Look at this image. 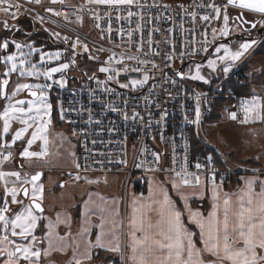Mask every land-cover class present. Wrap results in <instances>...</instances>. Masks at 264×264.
Wrapping results in <instances>:
<instances>
[{
	"label": "built area",
	"instance_id": "obj_1",
	"mask_svg": "<svg viewBox=\"0 0 264 264\" xmlns=\"http://www.w3.org/2000/svg\"><path fill=\"white\" fill-rule=\"evenodd\" d=\"M8 3L19 5L8 13L3 11L6 5H0L8 22L30 24L44 40L60 46L69 60L73 59L69 68L53 73L48 80L59 122L75 141L73 165L62 169L67 178H84L95 172L121 173L124 199L128 189L144 193L151 173L165 174L177 183L184 179L191 182L181 183L183 186H196L199 177L200 186L260 172L214 143L203 133L202 123L218 99H229L222 106L228 103L233 108L253 99L252 94L240 96L224 85L230 75L239 79L244 57L264 42V23L253 37L255 44L228 67L227 73L197 82L177 75L175 69L180 67L183 73L186 63L207 56L214 42L222 38L219 33L225 27V6L228 28L237 10L227 0H134L132 5L119 6L92 0ZM211 4L221 8L218 18ZM244 12L258 22L264 16ZM205 15L210 20H202ZM100 66L111 71L100 72ZM109 75L113 77L110 81ZM145 76L148 78L142 85L120 87ZM60 80L63 85L56 83ZM11 157L7 148L0 151V170ZM198 162L200 169L195 167ZM176 172L181 175L176 177ZM63 182L60 180L59 185ZM5 201L0 199V207ZM111 263L126 264L123 247Z\"/></svg>",
	"mask_w": 264,
	"mask_h": 264
},
{
	"label": "snow or ice",
	"instance_id": "obj_2",
	"mask_svg": "<svg viewBox=\"0 0 264 264\" xmlns=\"http://www.w3.org/2000/svg\"><path fill=\"white\" fill-rule=\"evenodd\" d=\"M36 3H40L41 0H35ZM56 0H53L55 3ZM97 4H107V5H132L134 0H92ZM228 5H232L234 7H238L242 10H248L252 12H257L260 14H264V0H227ZM0 5H6L3 7V11L5 13L9 12V9L12 7L19 8V5H12L8 3V0H0ZM182 7V6H181ZM212 8L213 12L216 14L218 18L221 13V8L216 4L209 5ZM47 11L51 12L52 9L48 8ZM59 15V13H56ZM15 15V14H13ZM129 16L132 15L131 12L128 13ZM210 16L205 15L202 16L201 19L204 21L210 20ZM237 19L241 20L243 23H248V21L244 20L243 13H241ZM225 27L220 29V35L222 37H228L230 32L228 30L227 24L229 21V15L227 13V5L225 6L224 16H223ZM264 23V21H261ZM4 27L7 28L8 25L5 22ZM252 27L255 28L256 25L253 23ZM215 33V29L213 30ZM16 49H21L22 45L20 43L15 42ZM255 44V41H245L239 44L238 50L233 51L227 44L220 43L219 47H216V53H220L223 50V55H218L217 59L219 61H231L235 62L241 59L244 54ZM9 47V42L7 39L4 40L3 43H0V49H7ZM30 51L28 53H20L19 64L21 66L19 75L23 76H39L43 75L48 79H52L53 73H59L64 69H67L69 65L67 63H62L58 67H49L46 68L43 73L40 72V68L36 63H32L30 68H24L26 61L24 56L31 55V53L36 52L39 53L40 61L43 62L45 59H55L58 60L60 58V52H44L41 48H37L32 44L28 45ZM75 47V45H73ZM207 51V49H205ZM111 60V57L109 58ZM129 59H133V57H129ZM3 61L5 65L11 64V68L6 69L3 73V76L7 77L10 73L15 72L17 70V55L15 53L3 57ZM208 66L215 69L216 60H209ZM200 66L197 65V73L192 79H200L203 80L199 74ZM224 72L227 73L229 71L228 67H225ZM100 72H109L110 69L107 67H101L99 69ZM127 71V69H125ZM133 71H139V69H133ZM177 75L182 76L183 73L177 72ZM147 76L144 77L143 80H131L127 84H120V87L127 88L129 86L136 87L138 85H142L146 82ZM110 81L113 79L111 75L107 77ZM63 85L64 81H56ZM119 83V81H117ZM9 79H0V97L8 100L4 106V110L0 113V118L4 121L3 131L7 133L10 127V121L13 119L19 120L23 127L16 131L15 135L12 137L13 141L20 140L21 137L32 127L33 123H36V130L32 132L31 139H28V145H32L35 140L42 139L45 141V145L47 143V138L45 135H42L46 131L47 125L51 123L50 118L44 120L41 117V113L43 116L50 117L52 105L45 103V94L42 89L50 88L51 85L45 84H30V83H17L15 87L11 91V95H7L5 89L10 87ZM33 89H41L39 93ZM28 90L32 97H36V100H15L13 98L17 95V93ZM27 103L28 108L25 109L21 107ZM260 108V102L258 98L253 97L251 101L244 100L242 101V109L244 112V120L242 123H247L249 121L250 113H257L255 119H260V115L258 109ZM35 109L36 115H31L33 110ZM21 115L27 116L26 119H21ZM231 119L235 120L237 118V114L235 112L230 114ZM200 117V109L199 106L196 108V118L199 121ZM46 154V151L42 150L41 152H30L27 148H25L21 152V156L23 157H39ZM156 160L159 161V156L157 155ZM7 159V157L5 158ZM209 160L211 158H208ZM197 169H200L202 165L198 162L195 164ZM161 171H166L165 169H161ZM15 176L19 179L20 173L11 172V173H3L0 172V178L4 176ZM181 175L180 172H176L175 176L179 177ZM185 176H188L189 173L185 172ZM41 173L37 172L35 175L31 177V183L33 186L32 200L33 206L36 209H41V204L36 203V200L41 198L43 192V186L39 187L36 184V181L40 179ZM79 179V177H77ZM256 179H248L246 181L247 185V203L248 207H244L241 202L238 211L233 213L234 219L230 221L229 217V200L224 199V213L223 220L217 219L216 209L218 205L213 203L212 211L208 213L207 220L200 212H191L190 220L195 223L197 227L200 229V241L203 243V249H198L196 247V241L194 239L196 233L189 230L188 227H185L184 224L181 223L182 212L175 206V203L171 199L169 192L166 191L163 187H160L153 194V204L159 205V215L161 220L158 222L159 231L157 235L160 239H156L154 236H149L145 234L143 238L137 239L135 236V232L132 233V237L134 240L133 246V256L132 260L134 264H225V262H230V264H264V180L259 181L261 190L259 193L252 192V184L256 182ZM25 183H29V181L25 180ZM92 183V181H89ZM183 185H189L191 182L188 179H184L181 182ZM181 183H177L173 181V190L176 193H181ZM200 184L199 177L195 179V185L198 186ZM19 190L16 188L5 189V194L11 193L12 203L18 204L22 203L17 200V192ZM25 196L28 195V190L23 189ZM191 195L195 196L196 193L193 192ZM162 196L163 199L160 200L158 197ZM182 200L187 202L189 199L188 195H181ZM42 210V209H41ZM9 208L7 205V201L4 202V206L0 207V222H3L4 228L7 229L9 226V218L4 215V213L8 212ZM135 211V210H134ZM37 217L32 213V207H26L22 211L16 213L15 218L11 219V229L12 236H21L26 237L30 234L31 230L36 227ZM133 226L136 224V219L133 218L132 221ZM149 228L152 227L151 224L148 225ZM19 228L20 231L17 232L16 229ZM231 229V231H230ZM141 231H145L144 228L140 229ZM36 237L32 236V240H35ZM242 242V246L241 245ZM13 243V241L9 240L7 235L0 236V245H4L0 247V257H3L5 253L7 254V259L4 261V264H18V259L20 256L23 257L24 260H29L31 257H38L40 255L39 250H32L31 245H22L16 244L15 249H9L6 245ZM140 247L137 248L136 246ZM95 247H99L101 249L119 252L120 247L118 244H114L112 241H105L102 235H98L96 237ZM91 247V246H90ZM166 251L167 255H164ZM186 253L187 258L185 259L182 254ZM203 253H208L215 259L205 261L201 259ZM85 258H90L89 252L86 250ZM76 264H80V261L77 260Z\"/></svg>",
	"mask_w": 264,
	"mask_h": 264
},
{
	"label": "rangeland",
	"instance_id": "obj_3",
	"mask_svg": "<svg viewBox=\"0 0 264 264\" xmlns=\"http://www.w3.org/2000/svg\"><path fill=\"white\" fill-rule=\"evenodd\" d=\"M71 1V0H66ZM4 12L0 11V17H3ZM264 20V16L260 17L258 25H261V21ZM2 29V27H1ZM230 31L232 35L236 34L238 31V23H233ZM35 32V31H34ZM7 39L9 42V47L7 49H0V72H5L6 69L11 68V64L5 65L3 57L15 53L17 55V70L10 73L8 77L14 81V86L17 83H30V84H48V78L44 77L42 74L39 76H23L19 75L20 71V53H28L30 51L28 45L32 44L37 48H41L44 52H60V58L58 60L45 59L41 62L39 58V53L33 52L31 55L24 56L26 61L24 68H30L32 63H36L40 68V72L49 67H58L62 63H67L70 67L69 57L64 53L63 49L58 45H52L47 40H38L34 37L27 38H13L10 35L0 36V43H3ZM20 43L22 45L21 49H16L15 44L12 41ZM245 41H254L253 38H243V37H233L228 41L217 42L209 51L205 59L190 61L186 63L183 68V76L188 79H192L197 73V65L200 66L199 74L204 77L203 80L193 79L197 82H207L208 79L217 77L220 74L225 73L224 68L231 66L234 62L231 61H219L217 59L218 55H223V50L220 53H216V47H219L220 43L227 44L233 51L238 50L239 44ZM209 60H216L215 69L208 66ZM68 67V68H69ZM106 67V66H100ZM108 68V67H107ZM66 70V69H64ZM241 72H246V74H252V79L250 80V94L253 97L258 98L260 102V108L258 109L260 119H255L257 113H250V119L247 123H242L244 120V112L242 109V102H239L236 108L226 104L220 108V116L215 120H204L202 123V131L206 134L214 143L222 147L227 153L233 157L240 158V156L246 160L252 158L251 155H255L257 158L260 157L261 163H245L263 168L264 162V42L257 47L255 50L251 51L242 60V65L240 67ZM72 71V70H71ZM111 71V70H110ZM109 71V72H110ZM70 75H78L77 72H68ZM12 88V89H13ZM39 93L41 89H33ZM45 94V103L51 104L52 109L50 117H41L44 120L50 118L51 123L47 125L46 131L42 133L47 138V143L42 139H37L32 145H28V139H31V134L36 130V123L32 124V127L21 137L20 140L13 141L12 137L15 135L16 131L19 130L22 125L19 120L13 119L10 121V127L8 131V139H6V148L13 153L14 159H19L21 164L27 168L36 167V169H41L43 172L42 179L37 182V186H43V192L41 201L44 210L40 213H36L32 210L34 216L37 217L36 228L42 224L39 230L44 231L42 233L43 240L46 241V245H50L49 242L55 241V226L58 223L69 221V214L73 207V203L78 201L85 196L86 209L82 214L81 225L75 222L73 227H75L76 232L79 236H76V242L79 243L78 253L81 252L84 256L85 251L88 250L89 246H94L96 243H92L90 236L87 233H91L96 229V235H102L105 241L113 240V234L119 232L121 235V207H122V174L118 172H102L99 175H90L95 180H89L87 183L92 181V184H87L86 180L69 179L64 174V168H68L73 163V154L75 141L72 134L57 120L56 116H53L54 102L51 99V94L49 93V88L42 89ZM36 97H32L28 90L21 91L13 98L12 102L15 100H36ZM247 100V99H245ZM5 105L9 103L8 100H4ZM25 109L28 108L27 103L21 105ZM235 112L237 118L235 120L231 119L230 114ZM31 115H36L35 109ZM27 116L21 115V119H26ZM27 148L30 152H41L46 151V154L39 157H23L21 152ZM231 151L233 153H231ZM236 154V155H235ZM254 158V157H253ZM241 159V158H240ZM13 160V159H12ZM260 166V167H259ZM96 174V173H95ZM60 180H64L63 186H58ZM105 182V184H104ZM149 184V180H148ZM147 184V187H148ZM23 186H28V195L23 197L20 192ZM130 190V189H129ZM128 190V191H129ZM33 186L32 183L23 184L19 190V195H17V200L22 203L14 204L12 203V197L10 198L9 205H11V210L4 213L8 218L16 215V213L22 211L26 207H31L29 205V199L32 198ZM88 193V194H87ZM94 193V194H93ZM100 202L104 201V204H98L96 199ZM7 201V200H6ZM8 202V201H7ZM10 202L12 204H10ZM88 207V208H87ZM61 209V210H60ZM101 209V210H100ZM58 210V211H56ZM56 211V212H55ZM98 215L97 222L94 218ZM54 216V218H53ZM185 218V223L187 226H191ZM77 223L79 224L77 227ZM20 231V229H19ZM75 237V236H74ZM115 240V238H114ZM115 244L116 241L114 242ZM47 247V246H46ZM49 250V248L47 247ZM47 249H44L46 252ZM50 251V250H49ZM81 256V257H82ZM68 263V262H67Z\"/></svg>",
	"mask_w": 264,
	"mask_h": 264
},
{
	"label": "crops",
	"instance_id": "obj_4",
	"mask_svg": "<svg viewBox=\"0 0 264 264\" xmlns=\"http://www.w3.org/2000/svg\"><path fill=\"white\" fill-rule=\"evenodd\" d=\"M5 78L10 80L11 86L5 89L7 95L10 96L12 88L14 86V81L11 80V78L8 76L7 77L3 76V72H0V79H5ZM4 100L5 99L3 97H0V113H2L4 110V106H5ZM3 127H4V121L2 118H0V151L6 148L5 146L6 139H8V132L5 133L3 131ZM74 150H75V147H74ZM231 153L233 152L231 151ZM251 157H254L259 163H261V160H263V158L262 159L260 157L257 158L255 155H251ZM240 158L243 159L241 156ZM72 165H70L69 167H71ZM5 166L6 168L1 169L0 172L20 173L19 179H17V177L15 176H8V175L4 176L3 178H0V199L7 200L9 202L11 198V193L9 192L5 194V189L16 188L20 190L21 186L23 184H26L25 180L28 181L27 175L30 172H32V170H34L36 167L27 168L26 166L22 165L19 159H14L13 153H12V157L8 161L5 162ZM95 173L88 174L84 178H79V179L69 178V179H75V180H80V181L86 180V183H87L88 181L87 179L90 175H99L102 172H95ZM255 178H258V179H256V182H254L251 186L252 192L259 193L261 190L259 181L264 180V162H263L262 170L260 168V172L258 173H247L236 179L231 178L226 183L201 184L200 186L181 185L182 192L178 194L173 190V187H172L173 180L171 179V177L165 174H155V173L148 174L147 184H148V180H149V184H148V187H146V191L144 193L139 194L135 192L133 189H130V190L128 189L129 191L125 195L124 199L122 197V207H121L122 215L120 219V224L122 227L121 235L119 234V232L118 234L115 233L113 234L115 240L113 238V240H109V241H112L113 243L116 241V243L120 247V250L123 247L125 251L126 264H134V261L132 260L133 246H134V240L132 237L133 232H135V236L137 239L143 238L145 234L149 236H154L156 239H160V237L157 235L159 231L158 222L161 220V217L159 215V205H154L152 200H153L154 192L157 191L160 187H163L166 191L169 192V195L171 199L173 200V202L175 203V206L182 212L181 223L184 224L185 227H188L190 231L196 233L194 237L196 241V247L202 250L204 245L200 241V236H199L200 229L197 227L195 223L191 222L190 213L200 212L204 216V218L207 220L208 213L213 210L212 209L213 203H216L218 205L216 209L217 219L222 221L223 213H224L223 201L224 199H228L229 200V206H228L229 207V217H230V221L233 220L234 217L232 214L238 211L241 202L243 203L244 207L249 206L247 203L248 197L247 195H245V193L247 192L246 181L248 179H255ZM89 180L94 181L95 178L90 176ZM80 183H83V181H81ZM87 184H92V183H87ZM193 192L196 193L195 196L191 195ZM18 193L19 191L17 192V195ZM181 195H188L189 199L187 200V202H185L184 200L180 198ZM85 196L86 194L83 195V197L79 200V202L75 201L73 203L74 205L69 214V217H70L69 221H67L66 223H64L65 221L58 223L55 226L56 242L55 241L49 242L52 246L59 247L61 251L67 252V254L69 255L74 254V256H76V253H78V248H80L79 243L76 242L77 241L76 236H79V234L76 232L75 227H73L72 225H74L75 222L79 223V221L82 219V214L86 209L85 207L86 204L84 203ZM158 199L162 200L163 197L160 196L158 197ZM194 200L195 201L198 200L201 203H193ZM96 201L99 205L104 204L103 203L104 201L102 200V202H100L98 198L96 199ZM202 202L204 203V205L202 204ZM75 209L77 211L76 213H74ZM94 218H96L95 220L97 221L98 215H96ZM133 218L136 219L135 226H133L132 224ZM185 218H188L186 220H189L187 222L191 224L190 227L186 225ZM97 222H100V221H97ZM78 223H77V227L79 224L81 225L82 221L79 224ZM149 224L152 225L151 228L148 227ZM39 227H42V224ZM141 228H144L145 231H141L140 230ZM42 231H44V228H42ZM87 235L90 236L92 243H96V237H97L96 229L95 231L91 233L88 232ZM240 246H242V242ZM91 247L89 246L87 251H89ZM136 247L139 248L140 246L137 245ZM119 252H112V253L115 256H118ZM164 255H167L166 251L164 252ZM182 255L185 259L187 258L186 253ZM83 257H85V255ZM201 259L208 261V260H212L215 258L212 257L208 253H203V255L201 256ZM225 264H230V262L226 261Z\"/></svg>",
	"mask_w": 264,
	"mask_h": 264
},
{
	"label": "flooded vegetation",
	"instance_id": "obj_5",
	"mask_svg": "<svg viewBox=\"0 0 264 264\" xmlns=\"http://www.w3.org/2000/svg\"><path fill=\"white\" fill-rule=\"evenodd\" d=\"M244 19L249 20V21H255L256 27L255 28L250 27L248 23L240 24L236 20L232 21L231 26L233 23H238V31L236 33H239L241 36L243 35L244 36H256L257 35L256 29L261 28L262 24L258 25V21L255 19V17L246 12L244 13ZM18 24H20L21 27H17V28L10 27L9 29H6V28L5 29L6 30L12 29L13 31H20V32H25V33L26 32L39 33L38 31L34 32L35 28H32V29L27 28L26 24H21V23H18ZM230 28H229V32H230L229 36H231L230 39H232L233 37H237V36L232 35ZM243 38H246V37H243ZM62 185H59L58 183V186H62ZM7 204H8V208L11 210V207H10L11 205H9V202H7ZM14 218H15L14 216L9 217V226L7 229L4 228L3 222H0V236L7 235L9 237V240L13 241V243L6 245V247L14 250L16 244L31 245L33 251L39 250L40 252V255L38 257H31L29 260H24L23 257L20 256L18 259V264H76L77 260L80 261V264H113L111 263L112 259H116L114 258L115 255L111 251H107V250H104V249H101L95 246L91 247L90 250L88 251L90 254V258L86 259L85 257L82 256L81 252L76 253V256H74V254L69 255L67 254V252L61 251L59 247L52 246L51 244L46 245L45 240H43L42 238L43 231L39 230L40 228L39 226L38 228L35 227L34 229H32L30 234L26 237H21V236L13 237L11 234L12 229H11L10 221L11 219H14ZM16 231L19 232V228H17ZM32 236H35L36 239L32 240ZM3 246L4 245H0V247H3ZM46 246L49 248L50 251L47 249ZM44 249H47L46 252L44 251ZM112 255L113 257H111ZM6 259H7V254L5 253L3 257H0V264H4V261Z\"/></svg>",
	"mask_w": 264,
	"mask_h": 264
},
{
	"label": "trees",
	"instance_id": "obj_6",
	"mask_svg": "<svg viewBox=\"0 0 264 264\" xmlns=\"http://www.w3.org/2000/svg\"><path fill=\"white\" fill-rule=\"evenodd\" d=\"M237 13V10H235L234 14ZM1 23V22H0ZM2 24V23H1ZM27 28H34L32 27L30 24H26ZM4 36V35H10L13 38H27V37H34L38 40H44V37L40 34V33H31L30 35H27L25 32H20V31H13L11 30H6L5 28L1 29V25H0V36ZM1 54V52H0ZM252 79V74H246V72H242L241 76L239 77V79H235V77H233V75H230L225 83L224 86H228L232 89V91L240 96H248L251 92V88H250V80ZM51 99L54 102V109H53V116L55 115L57 120L58 116H57V112L55 109V101L53 96L51 97ZM229 99H218L217 101H215L214 103V108L212 111V114L206 118H204V120H215L217 118H219L220 116V108L222 107V103L224 102H229L227 101ZM60 123V122H59ZM243 161H245L246 163H255L257 164V160L255 158H249V159H242ZM193 203H201L200 201H193ZM202 204L204 205V203L202 202ZM76 209L74 210V213H76ZM113 257V255L111 256ZM114 258H116V256H114Z\"/></svg>",
	"mask_w": 264,
	"mask_h": 264
},
{
	"label": "water",
	"instance_id": "obj_7",
	"mask_svg": "<svg viewBox=\"0 0 264 264\" xmlns=\"http://www.w3.org/2000/svg\"><path fill=\"white\" fill-rule=\"evenodd\" d=\"M237 8V13H235L233 16V18L231 19L232 21H234V20H236L238 23H240V24H243V22L241 21V20H239V19H237V17L241 14V13H243V17H244V11H246V10H242V9H240V8H238V7H236ZM245 20V19H244ZM246 21H248V24L250 25V27H252V24L254 23H256L255 21H249V20H246ZM0 22L2 23L1 25H2V27L3 28H5L4 27V24H5V22L7 23V25H8V27L6 28V29H9L10 27H14V28H17V27H21L20 26V24H18V23H8V20L6 19V18H4V17H0ZM230 28V27H229ZM229 28H228V30H229ZM260 30H261V28H257L256 29V33L258 34L259 32H260ZM35 31V30H34ZM27 33V35H30L32 32H26ZM233 36H237V37H246V38H253V37H255V36H241L239 33H236V34H234ZM230 37L231 36H228V37H222V38H219V39H217L215 42H214V44L212 45V47L217 43V42H220V41H228L229 39H230ZM211 47V48H212ZM205 57H206V55H204L200 60H203V59H205ZM70 60H71V63H73V59L72 58H70ZM180 68V67H179ZM179 68H177V69H175V73H177V72H180V70H179ZM82 74H83V76H85V72H81ZM181 73V72H180ZM30 94V93H29ZM37 172H39V173H41V176H40V179L38 180V181H36V183L37 182H39L40 180H41V178H42V176H43V172H42V170L41 169H34V170H32V172H30L28 175H27V179L29 180V182L31 181V177L33 176V175H35ZM27 189L28 190V186H24L23 188H22V190H21V192H20V194L23 196V197H26L25 196V194H24V191H23V189ZM36 203H40L41 204V209H36L34 206H33V200H32V198H30L29 199V205L32 207V210L34 211V212H36V213H40V212H42L43 210H44V207H43V205H42V203H41V201L39 200V199H37L36 200Z\"/></svg>",
	"mask_w": 264,
	"mask_h": 264
}]
</instances>
